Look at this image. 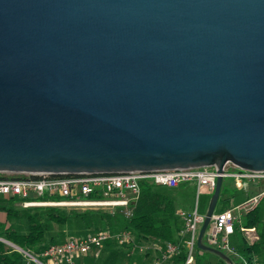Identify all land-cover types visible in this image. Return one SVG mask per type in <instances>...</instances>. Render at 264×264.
Returning a JSON list of instances; mask_svg holds the SVG:
<instances>
[{"label": "water", "instance_id": "95a60500", "mask_svg": "<svg viewBox=\"0 0 264 264\" xmlns=\"http://www.w3.org/2000/svg\"><path fill=\"white\" fill-rule=\"evenodd\" d=\"M228 164L264 171V0H0V173L214 167L234 264Z\"/></svg>", "mask_w": 264, "mask_h": 264}, {"label": "built area", "instance_id": "2783aa9c", "mask_svg": "<svg viewBox=\"0 0 264 264\" xmlns=\"http://www.w3.org/2000/svg\"><path fill=\"white\" fill-rule=\"evenodd\" d=\"M219 176L214 167H189L180 169H160L149 171H124L118 173H77L62 174L50 172L0 173V197L17 198V205L28 207H108L110 211L121 212L129 218L139 200L142 184L149 182L155 185L177 187L184 183L194 185L200 194L203 189L214 191ZM232 178L239 189L246 185L253 187L254 192L243 202L227 206L220 212H215L212 229L205 234L208 244L225 253H235L230 237L239 229L245 242L254 245L260 235L255 223L242 222V217H248L257 211L264 202V171H248L228 164L224 179ZM183 227L180 236L183 238L186 256L182 264H195L198 249V235L205 214L199 211L198 201L192 211H180ZM210 226V225H209ZM1 239V238H0ZM109 239L119 243L131 240L128 233L113 234L102 231L82 239L68 240L50 246L42 253L49 259V264H59L65 260L74 264V256L99 253L100 248ZM3 240V239H1ZM24 256L37 264H47L41 258L20 247L13 246ZM148 248V247H147ZM158 255L152 264H176V258L181 255L182 242H169L164 247L152 245ZM146 247H141L144 252ZM176 262V263H175Z\"/></svg>", "mask_w": 264, "mask_h": 264}, {"label": "trees", "instance_id": "16d2710c", "mask_svg": "<svg viewBox=\"0 0 264 264\" xmlns=\"http://www.w3.org/2000/svg\"><path fill=\"white\" fill-rule=\"evenodd\" d=\"M186 185L189 186V183L168 187L144 182L133 215L129 218L119 211L112 212L102 209L24 208L17 205V198L0 197V211L6 215V220L19 222V224H7L0 221V238L31 252L49 264V259H45L41 255L52 245L68 240L82 239L102 231L113 234L128 233L131 238L128 242L119 243L116 239H109L100 248L98 254L93 250L90 253H81L77 256H89L95 253L100 258L105 253L104 259L113 262L105 264H152L158 255L156 253L154 257L151 256L152 253L148 249H153L152 245L164 247L169 242H182L183 251L175 259L178 264H182L186 256L183 238L180 236L183 219L179 215L181 209H178L176 203L178 195L182 193ZM225 190V186H223L219 202L228 199ZM221 205L223 206L221 210L227 207L225 203ZM263 215L264 210L259 208L248 216L247 222L256 224L260 238L254 245L245 242L237 248L234 246L235 253L229 254L234 264H264ZM1 239L0 264L33 263L22 252ZM144 246L148 249L141 252L143 255L140 256V249ZM135 252L137 254L133 255ZM204 254L207 252L200 248L197 249L195 264H205L201 259ZM205 257L207 256L205 255ZM119 260L125 261V263H120ZM73 262L76 264L75 258ZM59 264L70 263L63 260ZM215 264L227 263L220 258L219 262Z\"/></svg>", "mask_w": 264, "mask_h": 264}, {"label": "rangeland", "instance_id": "374dc122", "mask_svg": "<svg viewBox=\"0 0 264 264\" xmlns=\"http://www.w3.org/2000/svg\"><path fill=\"white\" fill-rule=\"evenodd\" d=\"M223 186H225L226 197H228V199L226 201H224V202H222V201L218 202V205L216 207L215 212L219 211L220 205L222 203L227 204V206H234V205H238L241 202H243L245 200V197H246V195H245L246 191L240 190L235 185L234 180L232 178H225ZM184 188L185 189H183L182 193H181L182 195L180 194L177 197L176 205H177L178 209H181L182 211H189L190 212V211H192L194 209V207L196 206V203L198 201L199 211L201 213L205 214L207 209H208L211 197H212L211 196L212 192L209 191L208 189H203V191L199 194L197 188L195 186H193V185H190V184H189V186H187V185L184 186ZM66 208L67 209H80V210L81 209L82 210L85 209V208H74V207H66ZM91 209H102L104 211H110L111 210L108 207H91ZM260 209L264 210V202L262 203ZM263 217H264V215H263ZM247 220H248V217H245V216L242 217V222L243 223L246 222ZM0 221L6 222L7 224H16L17 223L15 220L7 221L6 220V215L3 212H1V211H0ZM17 224H19V222ZM211 229H212V225L210 224L208 231L210 232ZM57 230H59V228H57ZM230 242H231V245L236 246V248H237V246H240L243 243H245V238H244L242 232L239 229H237L236 233L233 234L230 237ZM147 249L148 248L146 247V250ZM155 250L156 249H154V248L153 249H150V248L148 249V251H150L152 253L151 254L152 257H154L156 255V253H157V251H155ZM104 251H106V250L104 249ZM104 254L100 258H98L95 255V253H92L89 256H77V255H79V254H77L74 257L75 258V263L76 264H105V263H108V262L109 263L110 262L113 263L112 260L104 259V257L106 256ZM135 254H137V252H135L133 255H135ZM139 255L142 256L143 253L140 252ZM208 257L209 258L212 257L213 259L216 258L218 261L220 259V257L218 255L211 254V253H210V255ZM201 259L204 260V263L205 262L208 263L207 260H206L208 258H206L205 255ZM120 263H125V261H120ZM24 264H35V263L34 262L33 263L26 262Z\"/></svg>", "mask_w": 264, "mask_h": 264}, {"label": "crops", "instance_id": "0c3cea01", "mask_svg": "<svg viewBox=\"0 0 264 264\" xmlns=\"http://www.w3.org/2000/svg\"><path fill=\"white\" fill-rule=\"evenodd\" d=\"M190 185H192V184H190ZM194 186V185H193ZM240 190H244V191H246V197H245V199L250 195V194H252L253 192H254V189H253V187H251V186H249V185H246L243 189H240ZM210 191V190H209ZM182 195V194H181ZM223 206L221 205V207L219 208V211H217V212H220L221 211V208H222ZM180 211H182V210H180ZM207 232V231H206ZM204 243L206 244V245H208V246H210L209 244H208V242H207V240H206V237L204 236ZM207 252V254H204V255H206L207 257L206 258H208L207 259V262H211L212 264H215V263H218L219 261L216 259V258H209L208 256L210 255V253L211 252H208V251H206ZM211 254H214V253H211ZM176 263V262H175ZM176 264H178V263H176ZM205 264H207L206 262H205Z\"/></svg>", "mask_w": 264, "mask_h": 264}]
</instances>
